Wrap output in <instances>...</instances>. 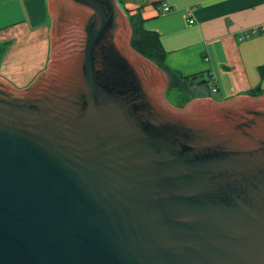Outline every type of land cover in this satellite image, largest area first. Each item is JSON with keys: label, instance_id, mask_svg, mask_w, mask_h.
<instances>
[{"label": "water", "instance_id": "obj_1", "mask_svg": "<svg viewBox=\"0 0 264 264\" xmlns=\"http://www.w3.org/2000/svg\"><path fill=\"white\" fill-rule=\"evenodd\" d=\"M118 0H45L46 69L0 79V264H264V95L165 96Z\"/></svg>", "mask_w": 264, "mask_h": 264}, {"label": "crops", "instance_id": "obj_2", "mask_svg": "<svg viewBox=\"0 0 264 264\" xmlns=\"http://www.w3.org/2000/svg\"><path fill=\"white\" fill-rule=\"evenodd\" d=\"M143 28L158 35L165 65L182 77L201 76L193 99L218 102L264 95V0H123ZM166 3L171 10L158 13ZM51 19L45 0H0V79L25 89L46 69ZM246 33V37L241 35ZM217 87L215 93L211 90ZM190 94V93H189ZM192 99V100H193Z\"/></svg>", "mask_w": 264, "mask_h": 264}, {"label": "trees", "instance_id": "obj_3", "mask_svg": "<svg viewBox=\"0 0 264 264\" xmlns=\"http://www.w3.org/2000/svg\"><path fill=\"white\" fill-rule=\"evenodd\" d=\"M126 13L128 14V22L132 31L130 41L131 48L144 58L152 61L164 72L168 80L167 91L165 93L166 98L168 99L169 97H173L177 100V98L180 99L179 97L185 96L186 101L182 104H187L193 99L191 92H189L191 87L194 84L200 85L203 83V80L198 82V78L201 76L194 75L182 77L177 72H173L168 69L165 65L166 54L162 48L158 35L153 32L146 31L143 28L144 20L141 17L140 8H138L134 14H129V11L127 10ZM259 73L261 76H264V66L259 68ZM257 95H261L260 89L251 92V96Z\"/></svg>", "mask_w": 264, "mask_h": 264}, {"label": "rangeland", "instance_id": "obj_4", "mask_svg": "<svg viewBox=\"0 0 264 264\" xmlns=\"http://www.w3.org/2000/svg\"><path fill=\"white\" fill-rule=\"evenodd\" d=\"M123 0H118V5L121 7V8H123ZM124 9V11H125V14H126V16H127V18H128V14L126 13V8H123ZM17 89V88H16ZM17 90H20V89H17ZM166 91H167V88H166ZM166 93V92H165ZM211 97L213 98V99H215V100H217V99H219V97H218V95H216V94H211ZM180 99H178L177 98V100H175L173 97H169L168 99H167V101L171 104V105H173L174 107H176V106H178L179 108H182L183 106H185V105H183L184 103H185V101H186V98H185V96H183V97H179ZM189 98V97H188ZM196 99H201V98H196ZM183 103V104H182ZM177 107V108H178Z\"/></svg>", "mask_w": 264, "mask_h": 264}, {"label": "built area", "instance_id": "obj_5", "mask_svg": "<svg viewBox=\"0 0 264 264\" xmlns=\"http://www.w3.org/2000/svg\"><path fill=\"white\" fill-rule=\"evenodd\" d=\"M170 10H171V7H170L168 4H166V3H162V4L158 7V13H159V14H165V13H168ZM241 36H242V37H246L247 34H246V33H243ZM216 90H217V87H214V88H212L211 91H212L213 93H215Z\"/></svg>", "mask_w": 264, "mask_h": 264}]
</instances>
